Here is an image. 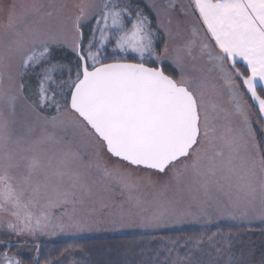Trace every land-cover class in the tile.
Returning <instances> with one entry per match:
<instances>
[{"label": "snow or ice", "instance_id": "snow-or-ice-1", "mask_svg": "<svg viewBox=\"0 0 264 264\" xmlns=\"http://www.w3.org/2000/svg\"><path fill=\"white\" fill-rule=\"evenodd\" d=\"M188 221L264 224V0H0V264Z\"/></svg>", "mask_w": 264, "mask_h": 264}, {"label": "trees", "instance_id": "trees-1", "mask_svg": "<svg viewBox=\"0 0 264 264\" xmlns=\"http://www.w3.org/2000/svg\"><path fill=\"white\" fill-rule=\"evenodd\" d=\"M143 7V5H141ZM58 57L62 54L58 53ZM68 60L74 59L69 53ZM242 71L244 67L237 65ZM255 110V109H254ZM221 232L224 236L231 237V243L240 246L255 245L256 259L259 260L260 253L264 250V227L248 231L247 229L238 230L234 228H223ZM202 231L182 232L173 234H163L161 236H128L121 238H105L94 240H82L72 242H61L52 245L42 244L38 254L40 264H70L74 261H90L91 264H151L155 250L158 248L159 240L164 241H179L184 243L187 239L194 240L200 237ZM232 235V236H231ZM240 237L238 242L234 237ZM182 242V241H181ZM183 244V243H182ZM75 245L74 250L66 252L65 249H70ZM80 246L83 247L84 253H81ZM238 247V246H237ZM108 252V254H106ZM125 255V256H124Z\"/></svg>", "mask_w": 264, "mask_h": 264}, {"label": "rangeland", "instance_id": "rangeland-1", "mask_svg": "<svg viewBox=\"0 0 264 264\" xmlns=\"http://www.w3.org/2000/svg\"><path fill=\"white\" fill-rule=\"evenodd\" d=\"M67 2H79V0H67ZM188 2L189 0H183V3L185 4H187ZM161 39L166 40L167 37L161 34ZM165 67L170 68V65L166 64ZM253 109H255L254 106ZM208 225L209 224H205L203 221L200 222L188 221L182 224H176L168 228L159 229V230L125 229L123 231H118V232L98 231L92 233H84L79 237H68L58 234L53 236H41L36 241V243H38L41 246L42 244L52 245L61 242H72V241H82V240L121 238L128 236H161L163 234L202 231L200 237L194 240L187 239L185 243L183 240H180V242L178 241L179 243L176 244L175 246L169 244L168 241L166 242L160 239L159 240L160 245L155 250L156 254L153 255L155 258H153L151 264H226V261L228 260V257L230 255L233 256V258H239L243 256V258L246 259L249 251H253L256 253L257 248L255 247V245L252 244L245 246H240L238 244L237 245L235 244V246H233L231 243V247L229 248L228 240L226 239L215 240V238H213V241L209 240V237H212L213 233H217L216 231H220V229L234 228L238 230L241 229L243 230V228L233 227L228 225L225 226V224H216L210 227H208ZM247 230L252 231L250 229ZM217 235H220V233H217ZM227 237H229L231 240L230 236ZM234 238H236L238 242L241 239L238 236ZM197 240L202 241V243H200L199 246H195V242ZM217 249H221V250L217 251ZM106 254H108V252H106ZM24 258L26 259V264H32V261L38 259V255L34 249H28L25 250Z\"/></svg>", "mask_w": 264, "mask_h": 264}, {"label": "crops", "instance_id": "crops-1", "mask_svg": "<svg viewBox=\"0 0 264 264\" xmlns=\"http://www.w3.org/2000/svg\"><path fill=\"white\" fill-rule=\"evenodd\" d=\"M239 64L242 65V66L244 67L243 62H241V63H239ZM244 69H245V67H244ZM249 102L252 103L251 100H249ZM253 106L255 107L254 104H253ZM216 224H225V226L228 225V226H233V227H241V228H244V229H250V230H254V229H257V228H259V227L264 226V224H261L259 221H254V222L252 223V225H250V226L238 225L236 222H233V221H217V222L210 223V224L208 225V227H210V226H214V225H216Z\"/></svg>", "mask_w": 264, "mask_h": 264}]
</instances>
